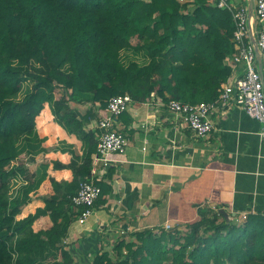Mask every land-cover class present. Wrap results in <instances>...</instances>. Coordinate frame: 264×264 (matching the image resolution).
<instances>
[{"label": "trees", "instance_id": "16d2710c", "mask_svg": "<svg viewBox=\"0 0 264 264\" xmlns=\"http://www.w3.org/2000/svg\"><path fill=\"white\" fill-rule=\"evenodd\" d=\"M235 30L232 8L218 0H0V264L74 263L72 249L59 244L81 214L72 198L92 178L99 140L87 125L100 117L93 109L81 115L71 102L104 110L125 94L135 103L214 102L232 75L226 61L236 52ZM45 122L81 143V153L69 149L68 164L54 163L72 172L70 181L50 177L48 164L34 173L26 167L45 151ZM47 180L50 192L31 209ZM97 184L94 208L108 192ZM220 211L199 205V219L183 231L132 232L131 241L114 243L115 255L93 242L86 257L89 264H264V211L242 222V214Z\"/></svg>", "mask_w": 264, "mask_h": 264}, {"label": "crops", "instance_id": "0c3cea01", "mask_svg": "<svg viewBox=\"0 0 264 264\" xmlns=\"http://www.w3.org/2000/svg\"><path fill=\"white\" fill-rule=\"evenodd\" d=\"M97 105L85 109L83 115L93 109L101 119L104 110ZM165 105L161 99L134 103L118 119L130 145L124 154H112L107 165L93 163L97 181L108 186V192L103 197L106 203L94 208L85 225L76 220L70 226L67 240L77 246V250L71 248L77 258L89 256L93 242L102 248L103 243L114 245L120 238H131L132 232L147 228H183L199 219V205L242 215L264 211L260 122L242 107L230 106L212 114L214 130L201 139ZM99 121L87 125L97 136ZM40 135L47 137L45 151L26 167L34 173L40 165L48 164L50 177L70 181L72 172L56 170L54 163L68 164L72 159L64 152L63 140L77 145L78 153L81 143L51 124L40 130ZM51 188L50 181H45L29 207H37L39 198Z\"/></svg>", "mask_w": 264, "mask_h": 264}, {"label": "built area", "instance_id": "2783aa9c", "mask_svg": "<svg viewBox=\"0 0 264 264\" xmlns=\"http://www.w3.org/2000/svg\"><path fill=\"white\" fill-rule=\"evenodd\" d=\"M220 8H232L236 30L233 42L236 52L226 62L232 69V75L224 85L219 99L200 104L183 103L171 100L165 106L181 118L187 128L197 138L206 139L214 130L212 114L230 106L242 107L246 113L261 124L260 139L264 149V85L258 69V62L248 30V10L245 4L231 0H218ZM256 14V38L264 60V0H254ZM240 74L236 71L238 68ZM129 94L110 100L98 123V147L93 163L107 165L112 154H124L130 145L127 133L121 130L118 119L134 104ZM102 194L101 187L93 172L92 178L82 181L80 188L72 198L73 205L81 211L77 221L85 225L94 213V206ZM168 229V228H167Z\"/></svg>", "mask_w": 264, "mask_h": 264}, {"label": "rangeland", "instance_id": "374dc122", "mask_svg": "<svg viewBox=\"0 0 264 264\" xmlns=\"http://www.w3.org/2000/svg\"><path fill=\"white\" fill-rule=\"evenodd\" d=\"M146 1H149V0H146ZM62 91H59V95H58V97L59 96H62ZM97 105V104H96ZM91 106H95V105H92L91 103H86V104H83V103H79V102H71V107L73 108V109H75L77 112H79L81 115L83 114V112H84V110L85 109H89ZM97 106H99V105H97ZM99 109H102L100 106H99ZM104 110V109H103ZM105 111V110H104ZM45 124H46V122H45ZM63 141H65L66 143H64L65 145H64V152H66V153H70L69 152V149L70 148H72L73 150H75V148H76V146L77 145H75V144H69V141H67L66 139L65 140H63ZM75 152H77L76 150H75ZM71 154V153H70ZM31 160L32 159H27V160H24L25 161V163H26V165L27 166H29V162H31ZM28 168V167H27ZM30 168V167H29ZM28 168V169H29ZM49 174V173H48ZM40 191V190H39ZM35 196V195H34ZM229 214L231 213V212H228ZM244 218H245V216H241V218H239V220L242 222V221H244ZM184 226V225H183ZM173 227V226H172ZM171 226H167L166 228H172ZM182 227V226H181ZM184 228V227H183ZM183 228H180L182 231L183 230H185V229H183ZM125 240V242H127V241H131L132 240V238H127V239H124ZM102 246V248L101 247H99V245H98V250L99 249H102V250H108V251H110L113 255H115V253H114V250H113V243H110V244H108V243H103V245H101ZM59 247L60 248H62V249H71L72 247V249H76L77 250V246H75V245H72V244H70V243H68V240H67V238L65 239L64 238V240H62V242L59 244ZM79 247V246H78ZM122 250H121V252H124L125 250H124V248H121ZM61 252V251H60ZM60 252H57L58 253V257L60 256ZM74 254H75V252H73ZM55 259H57V258H53L51 261H48V264H52L51 262H54L55 261ZM74 263L73 264H89L90 263V261H91V259H88V257H86V255L85 256H80V257H76V255L74 256Z\"/></svg>", "mask_w": 264, "mask_h": 264}, {"label": "water", "instance_id": "95a60500", "mask_svg": "<svg viewBox=\"0 0 264 264\" xmlns=\"http://www.w3.org/2000/svg\"><path fill=\"white\" fill-rule=\"evenodd\" d=\"M246 6L248 10V17H249L248 19L249 36H250V40L252 42V45L256 53L258 69H259V73L261 75V79L264 85L263 56L258 46V42L256 38V24H255L256 14H255V8H254V0H246ZM220 212L224 214L226 218H229L228 213H226L224 210H221Z\"/></svg>", "mask_w": 264, "mask_h": 264}]
</instances>
